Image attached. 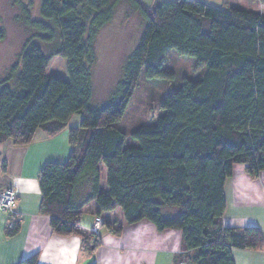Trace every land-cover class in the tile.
I'll list each match as a JSON object with an SVG mask.
<instances>
[{"label": "trees", "instance_id": "trees-1", "mask_svg": "<svg viewBox=\"0 0 264 264\" xmlns=\"http://www.w3.org/2000/svg\"><path fill=\"white\" fill-rule=\"evenodd\" d=\"M124 1L141 31L119 80L94 104V43ZM40 16L51 24L33 21L22 7L33 34L0 79V144L23 147L38 130L52 137L67 129L68 159L46 163L38 175V212L49 218L51 233L87 244L92 236L80 220L94 202L96 217L119 209L127 226L147 221L158 232H180L172 264H234L232 250H264L257 228L222 226L233 167L253 178L264 172V14L204 0H42ZM35 39L52 44L47 55ZM169 51L188 57L197 76L183 77L161 98L153 123L121 130L141 78L175 80L165 64ZM54 57L67 61L66 80L46 74ZM73 116L79 125L68 128ZM10 217L6 237L19 231ZM114 224L104 222L119 236L122 227ZM17 264H37V257Z\"/></svg>", "mask_w": 264, "mask_h": 264}, {"label": "crops", "instance_id": "crops-1", "mask_svg": "<svg viewBox=\"0 0 264 264\" xmlns=\"http://www.w3.org/2000/svg\"><path fill=\"white\" fill-rule=\"evenodd\" d=\"M138 1L146 6H152L149 2H154ZM244 1L229 3L230 0H225V6L227 9L240 8ZM79 121L73 116L68 128L78 127ZM72 149L67 129L52 137L38 130L32 142L23 147H16L10 141L0 144V191L14 190L16 202L12 214L20 222L18 233L6 237L8 216L0 212V264H17L34 255L37 264H158L167 261L172 264L173 257L180 251V232H158L147 221L127 226L119 209L100 216L104 221L115 223L114 227H122L120 235H112L104 226L95 238V248L90 246V238L84 244L78 236L63 237L51 233L49 218L38 212L41 201L38 175L46 163L66 162ZM100 174V183L105 189L103 169ZM223 194L222 226L255 227L264 243V172L253 178L244 172L243 166L235 165L224 183ZM96 209L95 203L91 202L82 210L80 227L87 237ZM84 217L89 218V223L84 222ZM232 259L234 264H264V250H232Z\"/></svg>", "mask_w": 264, "mask_h": 264}, {"label": "rangeland", "instance_id": "rangeland-1", "mask_svg": "<svg viewBox=\"0 0 264 264\" xmlns=\"http://www.w3.org/2000/svg\"><path fill=\"white\" fill-rule=\"evenodd\" d=\"M42 0H0V79L9 66L16 62L23 43L33 34L26 27L22 19V7L29 10L33 21L51 24L40 16ZM165 1V0H154ZM235 0H230L233 3ZM154 2H149L150 4ZM207 4L218 9H227L223 0H206ZM148 3V2H147ZM242 9L256 10L264 14V5L257 0H246L239 5ZM141 31V21L134 14L127 2H122L116 9L112 21L101 29L94 43L95 62L91 66L92 101L100 104L104 101L122 72L125 58L135 46ZM44 54H48L52 44L34 40ZM185 56H177L174 51H169L165 59L166 67L175 73V80L169 82L163 79L147 80L141 78L138 86L127 107L124 119L120 123L121 130L127 133L142 124H151L160 115L159 102L183 77L194 78L193 63ZM46 74L61 80L67 79V61L60 57L50 60ZM100 189L105 190L102 183ZM5 214V213H4ZM11 222V214H6ZM84 222L89 223L88 217ZM7 221V224H8ZM94 221V218H93ZM106 221V220H105ZM104 219L99 231L104 227ZM93 223V222H92ZM6 224V227H7ZM98 231V233H99ZM88 234H91L90 229ZM91 245H96L98 234H91ZM94 242V243H93ZM90 244V243H89ZM89 246V247H90ZM158 264H170L169 261Z\"/></svg>", "mask_w": 264, "mask_h": 264}, {"label": "built area", "instance_id": "built-area-1", "mask_svg": "<svg viewBox=\"0 0 264 264\" xmlns=\"http://www.w3.org/2000/svg\"><path fill=\"white\" fill-rule=\"evenodd\" d=\"M16 202V195L14 190L6 189L0 191V212L5 214H12L13 208ZM103 222V218L101 216H95L94 221L90 227L91 234H98L100 225ZM12 223L8 221L7 227H11Z\"/></svg>", "mask_w": 264, "mask_h": 264}]
</instances>
